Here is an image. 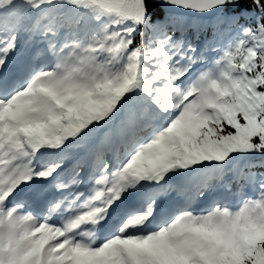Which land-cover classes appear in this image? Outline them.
Listing matches in <instances>:
<instances>
[{
    "label": "snow or ice",
    "instance_id": "6c2138e0",
    "mask_svg": "<svg viewBox=\"0 0 264 264\" xmlns=\"http://www.w3.org/2000/svg\"><path fill=\"white\" fill-rule=\"evenodd\" d=\"M0 264H264V0H0Z\"/></svg>",
    "mask_w": 264,
    "mask_h": 264
}]
</instances>
